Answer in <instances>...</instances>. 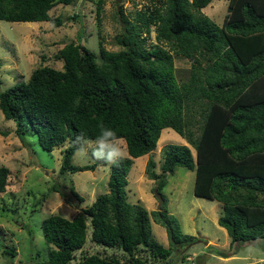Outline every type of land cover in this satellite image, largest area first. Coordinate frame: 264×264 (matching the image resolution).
Masks as SVG:
<instances>
[{
    "label": "trees",
    "instance_id": "16d2710c",
    "mask_svg": "<svg viewBox=\"0 0 264 264\" xmlns=\"http://www.w3.org/2000/svg\"><path fill=\"white\" fill-rule=\"evenodd\" d=\"M162 1L137 11L133 21L119 10L123 32L116 40L121 49L110 51L99 42L97 56L70 42L53 55L62 61L61 68L41 64L27 80L0 91V110L16 122L18 135L32 130L48 152L65 145L63 175L97 165L71 163L79 147L72 141L80 134L95 141L103 124L126 144L127 156L109 167L106 192L71 219L50 214L42 220L48 258L31 264H71L88 227L91 242L118 253L84 254L73 264H176L173 250L198 240L182 232L162 192L177 166L195 171V196L221 203L217 222L231 243L264 240V0H228L222 24L201 12L212 0ZM71 2L0 0V20L58 26L60 20L49 11ZM102 3L96 2L98 23ZM152 26L157 43L148 44ZM174 55L191 62L184 79L177 76ZM164 128L185 138L195 155L187 145L167 144L160 172L148 158L145 173L163 199L159 210L149 212L127 200V174L135 158L155 150ZM9 175V168L0 166V192ZM67 185L68 193L58 183L51 190L69 204L73 198L82 203L71 180ZM150 219L165 227L168 247L153 235ZM1 247L5 257L16 255L14 247ZM184 258L182 254L180 260Z\"/></svg>",
    "mask_w": 264,
    "mask_h": 264
},
{
    "label": "rangeland",
    "instance_id": "374dc122",
    "mask_svg": "<svg viewBox=\"0 0 264 264\" xmlns=\"http://www.w3.org/2000/svg\"><path fill=\"white\" fill-rule=\"evenodd\" d=\"M97 1L73 0L70 4H55L49 14L60 20L58 26L51 21L0 20V91L27 80L31 71L41 64L61 68L62 61H55L53 55L70 42L85 45L97 56H100L99 42L110 51L121 49L116 40L123 32L119 10L133 21L137 11H144L153 5H163L162 0H102L98 23L95 13ZM227 5L228 0H212L201 12L222 24ZM147 43H157L153 26ZM42 56L46 59H42ZM174 64L177 76L184 79L191 62L174 55ZM193 109L199 110L196 105ZM193 118L197 120L199 116L195 114ZM195 128L197 134V125ZM122 140L127 156L126 144ZM88 141V155L81 157L75 151L71 163L77 166L96 163L95 169L76 172L68 170L63 175L60 173V166L65 145L46 151L40 146L37 135L32 130L18 135L16 122L6 120L0 110V166H6L10 170L6 190L0 192V264L46 261L49 245L43 236L42 220L50 214L71 219L79 208L89 206L99 194L108 190L110 165L92 158L91 147L94 141ZM170 143L187 145L192 155H195L194 147L185 138L172 128H164L155 150L135 158L127 174V200L143 205L149 212L157 209L158 200L153 192L154 181L145 173L146 164L148 158L152 157L156 163L155 169L160 172L163 149ZM194 177V170L177 166L174 173L167 176L168 181L162 191L167 198L168 211L177 217L182 232L198 239L179 249V252L173 250L171 258L175 257L176 264H264V240L231 243L226 229L217 222L222 210L221 203L195 196ZM69 180L84 198L82 203L73 198V203L69 204L66 198L51 190V186L58 183L68 193L66 187ZM150 226L156 239L168 247L165 227L152 219ZM205 241H208L207 245L204 244ZM5 244L15 248L16 255L12 259L2 254L1 246ZM249 249L252 251L249 252ZM96 253L109 256L118 251L91 242L88 227L83 248L75 252L76 260L84 254ZM182 254L186 258L180 260ZM154 264L166 262L158 260Z\"/></svg>",
    "mask_w": 264,
    "mask_h": 264
},
{
    "label": "clouds",
    "instance_id": "9594fccd",
    "mask_svg": "<svg viewBox=\"0 0 264 264\" xmlns=\"http://www.w3.org/2000/svg\"><path fill=\"white\" fill-rule=\"evenodd\" d=\"M100 135L95 139L91 147V156L95 160H103L107 165H114L125 157L123 140L117 137L116 132L111 128L100 125ZM73 145H79L76 153L83 157L88 155L90 142L82 135H78L76 140L72 141ZM252 249H249L251 252Z\"/></svg>",
    "mask_w": 264,
    "mask_h": 264
},
{
    "label": "water",
    "instance_id": "95a60500",
    "mask_svg": "<svg viewBox=\"0 0 264 264\" xmlns=\"http://www.w3.org/2000/svg\"><path fill=\"white\" fill-rule=\"evenodd\" d=\"M156 197H157V200H158L157 210H159L161 205H162L163 199H162V197H161V195L159 193H156ZM204 244L207 245L208 241H205Z\"/></svg>",
    "mask_w": 264,
    "mask_h": 264
}]
</instances>
